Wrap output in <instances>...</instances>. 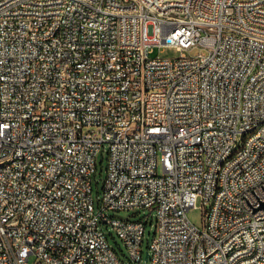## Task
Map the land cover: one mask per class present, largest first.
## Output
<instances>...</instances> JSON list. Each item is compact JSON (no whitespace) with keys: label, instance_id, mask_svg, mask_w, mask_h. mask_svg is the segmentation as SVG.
I'll use <instances>...</instances> for the list:
<instances>
[{"label":"built area","instance_id":"1","mask_svg":"<svg viewBox=\"0 0 264 264\" xmlns=\"http://www.w3.org/2000/svg\"><path fill=\"white\" fill-rule=\"evenodd\" d=\"M0 160V264H264V0H0Z\"/></svg>","mask_w":264,"mask_h":264},{"label":"rangeland","instance_id":"2","mask_svg":"<svg viewBox=\"0 0 264 264\" xmlns=\"http://www.w3.org/2000/svg\"><path fill=\"white\" fill-rule=\"evenodd\" d=\"M181 51L176 47L172 46H155L150 55L153 57L161 56V57H178L180 56ZM108 145H105L101 148L100 152L97 156V166L95 173L92 177V197L93 201L95 202L96 209L98 210L99 207L103 206L101 198L103 195V184L104 180L107 175V165H108ZM105 213L114 219H130V220H138L142 218H146L147 216L150 217L149 223L146 226V233L144 237V251L145 253L150 247V243L153 239L155 229H156V212H151L147 208H140V209H131V210H105ZM204 215L205 211L201 207V202H199L198 206L195 208H191L188 211V216L190 220L196 224L197 226L201 227L204 222ZM103 229L109 239L110 244L117 250L122 258H125L128 255V250L122 241V239L118 236L117 231L114 229L113 225L111 224H103ZM127 260V258H126ZM35 261V257L32 255L29 259L28 264H33ZM146 263V258L143 260V264Z\"/></svg>","mask_w":264,"mask_h":264},{"label":"bare ground","instance_id":"3","mask_svg":"<svg viewBox=\"0 0 264 264\" xmlns=\"http://www.w3.org/2000/svg\"><path fill=\"white\" fill-rule=\"evenodd\" d=\"M195 1V0H188ZM167 2V0H154V4H163ZM105 30V23L96 22L88 27V29L84 30V37H93L95 34H99L100 31ZM5 167H8V160H0V170H3Z\"/></svg>","mask_w":264,"mask_h":264},{"label":"water","instance_id":"4","mask_svg":"<svg viewBox=\"0 0 264 264\" xmlns=\"http://www.w3.org/2000/svg\"><path fill=\"white\" fill-rule=\"evenodd\" d=\"M148 256H149V253H148V252H146V259L148 258Z\"/></svg>","mask_w":264,"mask_h":264}]
</instances>
